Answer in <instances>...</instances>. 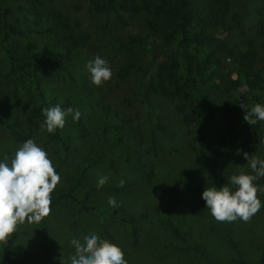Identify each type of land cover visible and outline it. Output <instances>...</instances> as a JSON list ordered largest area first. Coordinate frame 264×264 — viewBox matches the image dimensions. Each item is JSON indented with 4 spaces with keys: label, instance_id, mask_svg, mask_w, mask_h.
Here are the masks:
<instances>
[{
    "label": "rangeland",
    "instance_id": "rangeland-1",
    "mask_svg": "<svg viewBox=\"0 0 264 264\" xmlns=\"http://www.w3.org/2000/svg\"><path fill=\"white\" fill-rule=\"evenodd\" d=\"M28 1L0 0V4L15 10ZM50 6L78 20L79 32L88 33L89 39L65 69V78L57 79L60 70L47 59L53 53L51 38L32 35L34 51L45 59L35 65L24 36L6 28V24H17L15 16L8 17L6 24L0 19V101L12 84L20 98L19 105L8 110L11 118L4 116L7 111L0 104V159L11 158L23 142L14 137L7 123L14 117L24 121L31 107L42 106L35 97V85L39 84L45 101L62 104L63 110L79 109L81 116L77 121L71 115L65 118L63 129H58L59 141L49 139L39 127L30 138L47 152L61 176L54 191L84 170L76 196L92 209L84 210L78 202H62L51 207L49 216L40 223L18 225V232L0 245L8 247L14 258L33 255V264H61L74 251L68 243L70 238L95 231L119 245L128 264H264V207L247 222H217L204 208L200 195L205 187L227 183L232 174L251 172L247 162L235 154L236 149L264 159V145L258 143L264 136V122L256 129L237 124L227 131L220 110L230 94L202 86L215 106V118L187 127L176 106L182 102L190 106L191 99L169 98L144 88L154 78V61H161L163 51L171 48L148 34L146 14L95 12L88 0H54L45 10ZM261 7L264 10L261 0H231L244 31H226L224 37L229 43L241 47L253 37L250 27ZM120 16L126 25L120 22ZM130 36H139L140 41L132 43ZM95 56L107 60L112 69L111 79L101 86L91 84L85 68ZM129 64L133 66L121 77L119 69ZM28 71L34 76L29 77ZM215 71L216 81L223 73L217 85L235 77L229 59ZM49 72L54 75L52 81L48 80ZM241 90L247 95L242 104H264V91L249 95L244 86ZM150 137L154 138L155 150L149 148ZM149 172V180L144 181L142 176ZM101 173L108 179L97 187ZM121 179L125 181L123 187L118 186ZM257 195L264 201V194ZM109 196L115 198L118 207L108 206ZM166 207L179 236L164 223ZM130 219L137 228L134 242Z\"/></svg>",
    "mask_w": 264,
    "mask_h": 264
},
{
    "label": "trees",
    "instance_id": "trees-1",
    "mask_svg": "<svg viewBox=\"0 0 264 264\" xmlns=\"http://www.w3.org/2000/svg\"><path fill=\"white\" fill-rule=\"evenodd\" d=\"M264 2V0H261ZM54 0H29L27 5H18L15 10L3 7L0 4V19L5 23L11 15L15 16V23L6 24L10 33H18L24 36L26 49L32 51L34 64H40L45 59L36 51L32 35L42 34L49 36L52 40V54L48 60L60 70L57 79H64L65 69L71 64L72 59L79 51L87 45L89 34L79 32L80 22L72 20L62 9L48 4ZM90 9L95 12H130L146 14V27L149 35L171 45V48L164 52L161 61H154V78L144 84L147 91L160 92L169 98H189L190 106L185 102L177 105V110L182 114V122L187 126L203 125L215 118V106L207 93L201 90L202 86L216 88L219 91L227 92L226 105L221 108L223 125L227 131H232L237 124L245 128L256 129L260 122L255 125H248L243 121V113L240 104L247 98L241 87L254 95L255 92L264 91V10L258 8V17L255 18L251 29L253 37L248 38L243 46L229 43L224 34L226 31H235L236 34L244 31L243 21L237 11L231 8V0H88ZM19 14L24 17L20 18ZM29 17V21H28ZM120 22L126 25V21L120 16ZM130 42L140 41L139 36H130ZM149 52H154L149 50ZM14 58V57H13ZM226 59L235 67V77L227 83L220 82L223 73L220 72L216 81L215 70L219 69ZM11 57V61H12ZM17 59H15L16 61ZM12 64H15L12 61ZM132 64L121 67L118 71L121 77H125L132 67ZM20 68L21 66L18 65ZM34 66L33 69H35ZM29 77L34 76L28 71ZM27 76V77H28ZM54 75L48 73V80L52 81ZM74 78V77H72ZM11 91L1 96V109L6 110L5 117L11 118L8 114L10 107L19 105L20 98L18 90L12 84ZM36 99L41 107H31L24 121L17 117L12 123H7L13 129L16 139L25 141L39 127V120L43 117L41 110L45 107L54 106L55 101H45L42 87L36 84ZM256 98V97H254ZM60 107L63 110L62 104ZM4 122V121H3ZM51 140L59 141L60 135L57 130L54 134L47 133ZM150 150H155L154 138L150 137ZM84 170L74 175L67 185L52 195L51 207L62 202L72 201L80 203L84 210L92 207L84 204V199L76 196V190L81 184V177ZM151 172L142 176L148 181ZM264 182L261 178L257 183ZM114 187H110L113 189ZM87 195V193L85 194ZM85 198V197H84ZM168 208L164 209L166 216L164 223L172 234L179 236L177 226L170 220ZM130 226V238L137 240V228L133 219L128 220ZM198 252L202 250L194 247ZM33 255H24L14 258L4 244L0 245V264H33Z\"/></svg>",
    "mask_w": 264,
    "mask_h": 264
},
{
    "label": "clouds",
    "instance_id": "clouds-1",
    "mask_svg": "<svg viewBox=\"0 0 264 264\" xmlns=\"http://www.w3.org/2000/svg\"><path fill=\"white\" fill-rule=\"evenodd\" d=\"M94 86H101L112 77L108 61L95 56L85 65ZM243 110V121L249 126L264 122V104L254 103L250 107L239 105ZM43 120L39 122L41 132L54 134L63 129L65 118L72 116L79 120V109L62 110L60 104L41 110ZM258 143L264 145V136ZM248 164L250 173L243 170L228 177L227 183L205 187L201 192L204 208L217 222H233L239 219L247 222L262 207L264 201L258 193L264 194V185L257 183L264 178V159L250 156L248 152L236 149ZM108 179L101 173L96 179V186L103 185ZM61 182L60 174L55 170L47 152L33 139L22 142L11 158L0 159V243H8L11 234L18 232V225L40 223L51 212L52 193ZM125 181L119 180L123 187ZM109 207H118L114 197L107 199ZM68 243L74 251L61 261V264H128L121 247L95 231H89L79 237H72Z\"/></svg>",
    "mask_w": 264,
    "mask_h": 264
}]
</instances>
